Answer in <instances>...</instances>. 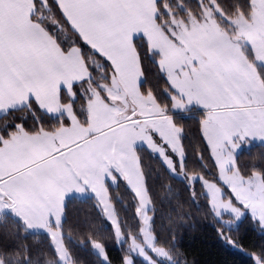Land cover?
<instances>
[{
    "label": "snow or ice",
    "instance_id": "obj_1",
    "mask_svg": "<svg viewBox=\"0 0 264 264\" xmlns=\"http://www.w3.org/2000/svg\"><path fill=\"white\" fill-rule=\"evenodd\" d=\"M234 257L264 264V0H0V264Z\"/></svg>",
    "mask_w": 264,
    "mask_h": 264
},
{
    "label": "trees",
    "instance_id": "obj_2",
    "mask_svg": "<svg viewBox=\"0 0 264 264\" xmlns=\"http://www.w3.org/2000/svg\"><path fill=\"white\" fill-rule=\"evenodd\" d=\"M189 243H191V242H189ZM193 248H194L195 251H197V253H199L201 251V249L198 246H196V245H193ZM205 251H206V249H205ZM212 251H215V250L213 249ZM210 255L211 254L207 253V251H206V257L210 256ZM212 258H215V257H212ZM233 259H236L237 260V264H239V262H240V258L239 257H234Z\"/></svg>",
    "mask_w": 264,
    "mask_h": 264
}]
</instances>
